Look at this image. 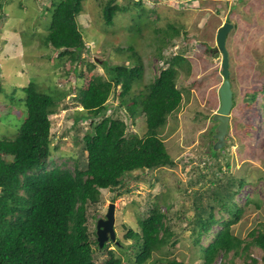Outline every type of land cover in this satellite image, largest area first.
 Instances as JSON below:
<instances>
[{
	"label": "rangeland",
	"instance_id": "1",
	"mask_svg": "<svg viewBox=\"0 0 264 264\" xmlns=\"http://www.w3.org/2000/svg\"><path fill=\"white\" fill-rule=\"evenodd\" d=\"M107 1L84 0L81 4L82 11L77 20L89 52H84L83 60L77 62L58 57L56 49L46 42L51 12L44 6L50 5V0L2 1L0 137L15 135L25 117V107L20 101L24 95L22 87L34 82L41 91L59 97L57 110L49 116L54 133L49 144H58L52 157L57 163L69 156V159L72 156L81 158L78 156V137L86 129L89 118L77 123L79 117L75 115L83 109L74 103L76 87L81 82L73 73V66L88 68L90 63L95 64L90 71L105 78L104 61L130 63L133 57L129 56V48H132L139 55L143 69V77L133 85V92H136L144 88L162 65L166 66L164 57L182 54L187 60L180 68L176 84L184 94L183 106L168 120L162 133L173 164L139 170L126 176L122 192L113 201L115 237L107 242L109 248L121 254V241L125 244L131 242L130 238L124 237L127 229L138 230V216L145 214L152 203L158 202L161 211L167 215L172 237L177 241L174 246H163L162 255L188 261L195 248L190 224L195 206L190 193L201 190L199 187L203 181L199 179L192 183L188 192L183 191L184 185L197 179L199 172L206 171L209 177L212 173L221 175L217 167L202 168L205 160L199 161L198 158L204 157L203 152H195L209 142L215 132L212 114L218 104V84L222 81L221 55L208 52L207 47L215 46L217 28L227 19L233 24L226 37L233 91L229 121L233 142L225 152L227 165L223 161L220 166L226 177H245L246 184L237 194L239 204H243L248 194L260 201L259 207L243 206L241 217L231 225L233 234L247 238L252 229L264 226V108L260 104L261 94L257 93L252 102L255 88L264 80V0H140L141 3L136 4L134 2L138 0H116L118 4L126 5V9L117 11L109 24L105 23L101 13V7ZM170 23L179 30L171 38L164 34L170 32L167 26ZM118 102L119 98L112 95L107 100L108 105L113 106ZM127 123L130 132L139 136L145 132L141 116L127 119ZM79 126L81 129L77 131ZM208 148L207 156L217 153ZM71 163L72 160H68V164ZM113 193L108 189L101 190L100 202L95 207L98 217L104 216ZM91 213L87 225L91 239H94L93 230H96L98 217L90 216ZM210 236H204L201 242L205 243ZM261 254L258 247H250L249 255L257 258L258 264H264ZM230 256L234 263H240L245 255L233 257L231 251ZM195 260L196 264L201 262L199 257ZM214 264H222V256Z\"/></svg>",
	"mask_w": 264,
	"mask_h": 264
},
{
	"label": "trees",
	"instance_id": "2",
	"mask_svg": "<svg viewBox=\"0 0 264 264\" xmlns=\"http://www.w3.org/2000/svg\"><path fill=\"white\" fill-rule=\"evenodd\" d=\"M2 1L0 18L4 21ZM83 1L50 0V5L44 6L51 12L47 44L56 49L58 57L76 62L83 60L84 52H89L77 20ZM125 9L126 5L116 0L105 2L101 7L105 23L112 22L116 12ZM167 26L170 32L165 31V37L178 34L177 27L171 23ZM129 51L133 57L130 63L104 61L105 78L90 71L95 64L90 63L88 68L73 66V73L81 82L76 87L74 103L83 109L75 115L79 117L77 123L89 118L78 137L81 158L69 156L57 163L52 157L58 144H49L54 135L49 116L57 110L59 97L41 91L34 82L22 87L24 95L20 101L25 107V117L13 137H0V264H97L98 259L99 264H196L197 257L201 259L199 264H214L220 256L222 264H258L260 261L249 255L253 245L262 251L260 259L264 262V226L252 229L245 239L231 231V225L245 209L243 206L259 207L260 201L248 194L243 204H239L237 194L246 184L245 177H226L221 170L225 152L233 142L230 132L220 150L212 148L215 141L212 137L195 152H203L206 158H198L205 160L202 168L217 167L221 175L212 173L209 177L203 169L204 172L197 173V179L183 188L188 192L192 183L203 181L201 190L190 193L195 206V215L190 220L195 248L188 261L162 255L163 246H174L177 241L158 202L138 216V230L127 229L124 237L131 242L121 241V254L109 248V242L99 247L95 230L91 239L88 214L99 216L95 207L102 189L115 192L111 196L114 201L122 192L126 176L174 161L162 133L168 120L183 106L184 94L176 81L187 59L180 53L167 55L163 59L166 66L162 65L144 88L133 92L134 82L143 77V69L139 55L132 48ZM255 89L252 102L260 93L264 108V80ZM111 95L119 98L118 105H108ZM137 116L142 117L145 126L141 136L128 129L127 119ZM208 147L217 153L207 156ZM68 160L72 163L68 164ZM204 236H210L205 243L201 242ZM231 251L233 257L245 255L244 259L234 263L232 256L228 257ZM103 253L104 257H97Z\"/></svg>",
	"mask_w": 264,
	"mask_h": 264
},
{
	"label": "water",
	"instance_id": "3",
	"mask_svg": "<svg viewBox=\"0 0 264 264\" xmlns=\"http://www.w3.org/2000/svg\"><path fill=\"white\" fill-rule=\"evenodd\" d=\"M232 26V22H224L222 23L216 31L215 35V46L210 47V51L213 53H220L221 55V75L222 81L218 84L217 94H218V101L219 105L217 109L214 111L212 115V120L217 121L215 126V132L213 137L215 141L213 143V149H218L225 144V136L228 133V124L230 119V111L232 107V95L233 91L231 88V81L229 79V60H228V53L225 47V38L227 32ZM114 203H109L108 207L106 208L107 211L104 214V217H99L96 220V239L98 241L99 247L103 245L104 242H107L109 239H114Z\"/></svg>",
	"mask_w": 264,
	"mask_h": 264
},
{
	"label": "clouds",
	"instance_id": "4",
	"mask_svg": "<svg viewBox=\"0 0 264 264\" xmlns=\"http://www.w3.org/2000/svg\"><path fill=\"white\" fill-rule=\"evenodd\" d=\"M226 22H229V21H227V20H225ZM225 21H223V23L225 22ZM231 23V22H230ZM232 26H233V24H232ZM230 30V29H229ZM228 33V32H227ZM226 37H227V35H226ZM225 47H226V50H227V53H228V60H229V63H230V56H229V51H228V48H227V46H226V38H225ZM209 48V51H210V47H208ZM210 52H212V51H210ZM213 53V52H212ZM220 54V53H219ZM231 54V53H230ZM242 55H244V50H242ZM245 58V57H244ZM220 67H221V65H220ZM228 69H229V66H228ZM220 73H221V70H220ZM229 74H230V70H229ZM221 77H222V75H221ZM230 79V78H229ZM233 96V95H232ZM232 100H233V97H232ZM262 100V99H261ZM261 103V102H260ZM218 105H219V101H218ZM232 105H233V103H232ZM218 107V106H217ZM217 107H216V109H217ZM231 109H232V107H231ZM214 113V112H213ZM213 115V114H212ZM229 115H230V113H229ZM229 121H230V119H229ZM215 123L217 124V121H215ZM229 128H230V126H229V124H228V132H230V130H229ZM228 134V133H227ZM226 134V135H227ZM214 138V137H213ZM112 203H113V201H111ZM107 211V210H106ZM106 213V212H105ZM104 213V214H105ZM99 218V217H98ZM97 218V219H98ZM96 219V220H97Z\"/></svg>",
	"mask_w": 264,
	"mask_h": 264
}]
</instances>
